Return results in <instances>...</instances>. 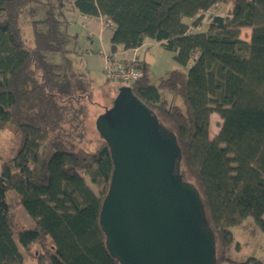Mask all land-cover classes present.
Masks as SVG:
<instances>
[{
  "label": "trees",
  "instance_id": "16d2710c",
  "mask_svg": "<svg viewBox=\"0 0 264 264\" xmlns=\"http://www.w3.org/2000/svg\"><path fill=\"white\" fill-rule=\"evenodd\" d=\"M219 3L230 4L229 13L213 16L207 30L191 31L183 21L193 19L196 26ZM35 4L47 10L33 21L28 44L19 18L33 16ZM67 10L109 18L111 52L150 39L175 53L182 69L155 86L143 66L128 86L175 135L179 171L198 190L213 232V264H264L254 256L241 262L227 256L232 227L246 218L264 233V0H0V129L11 123L21 132L16 153L0 166V264H23L22 248L46 238L52 243L48 264H120L99 222L113 171L109 146L100 136L95 150L87 151L72 136L69 115L92 102L90 83L70 70L69 60L64 72L47 59L55 52L66 58L59 25ZM39 23L46 26L42 32ZM242 28L251 30L249 41L240 37ZM106 83L113 82L106 77ZM214 112L222 123L210 138ZM45 143L54 149L48 159L40 154ZM9 189L33 224L15 222Z\"/></svg>",
  "mask_w": 264,
  "mask_h": 264
},
{
  "label": "water",
  "instance_id": "95a60500",
  "mask_svg": "<svg viewBox=\"0 0 264 264\" xmlns=\"http://www.w3.org/2000/svg\"><path fill=\"white\" fill-rule=\"evenodd\" d=\"M95 128L113 162L99 215L110 254L120 264H213V232L198 190L179 171L175 135L128 85Z\"/></svg>",
  "mask_w": 264,
  "mask_h": 264
},
{
  "label": "rangeland",
  "instance_id": "374dc122",
  "mask_svg": "<svg viewBox=\"0 0 264 264\" xmlns=\"http://www.w3.org/2000/svg\"><path fill=\"white\" fill-rule=\"evenodd\" d=\"M33 16L22 13L19 18L20 27L23 31L24 38L28 44L33 43L34 37V20H42L45 17L46 6L44 4H35ZM230 4L219 3L201 14L200 22L194 26L193 19L184 18L183 21L189 24L191 31H205L208 29L213 16H225L229 13ZM87 18V17H86ZM96 22L97 19H93ZM89 22V21H88ZM80 13L76 10H67L64 21L59 25L62 32L63 48L66 50V58L61 53H49L47 59L53 63L63 66L66 70V59L69 60L70 70L81 76L86 82L90 83L92 92V102H84L86 110L83 107H74L78 113L70 114L71 129H73V138L77 146L87 151H94L101 141V137L95 128V120L98 115L102 114L113 104L114 97L118 89L116 83H106L104 72L105 59L99 42V28L104 39V49L110 47V30L103 27V21L100 18V24L89 27ZM46 26L43 23L37 25L39 32L44 31ZM93 31V36L89 32ZM251 30L242 28L240 37L246 41L250 39ZM92 38V42L90 41ZM149 42V41H148ZM142 50L145 52L146 72L149 83L157 86L160 81L166 78L171 70L182 69L183 67L174 59L175 53L165 49L159 43L150 40ZM103 49H101L102 51ZM122 55V54H120ZM162 97L171 98L169 91L161 90ZM178 100V98H177ZM179 101V100H178ZM222 120L217 113L210 116L209 137L213 138L219 130ZM21 143V132L11 123L6 124L0 129V166L2 162L9 160L17 151ZM54 149L50 143H45L40 147V154L43 158L48 159ZM87 185L98 193V187L93 183L85 171H80ZM7 199L11 204L15 222L18 225L28 226L34 223V219L25 211L20 203V196L16 191L9 189ZM234 237L233 244L227 251V256L231 260L238 262L244 261L247 257L254 256L264 261V233L256 226L251 217L246 218L242 224L232 227ZM16 239V236H15ZM24 254L23 264H48L46 257L52 251V243L49 238L43 242L33 243L28 249L22 248Z\"/></svg>",
  "mask_w": 264,
  "mask_h": 264
},
{
  "label": "built area",
  "instance_id": "2783aa9c",
  "mask_svg": "<svg viewBox=\"0 0 264 264\" xmlns=\"http://www.w3.org/2000/svg\"><path fill=\"white\" fill-rule=\"evenodd\" d=\"M101 18L103 27L109 30L113 29V22L109 18ZM130 57L120 55L121 53L100 51L105 59L104 72L106 77L113 83L129 85L142 76L143 62L138 56V48L132 49Z\"/></svg>",
  "mask_w": 264,
  "mask_h": 264
},
{
  "label": "crops",
  "instance_id": "0c3cea01",
  "mask_svg": "<svg viewBox=\"0 0 264 264\" xmlns=\"http://www.w3.org/2000/svg\"><path fill=\"white\" fill-rule=\"evenodd\" d=\"M80 16L84 19V20H86V24L89 26V27H93L94 25H96L97 23L98 24H100V17H92V16H86V15H83V14H80ZM87 17V18H86ZM93 19H97L98 21L96 22L95 20H93ZM89 21V22H88ZM99 32V42H100V45H101V49H103V51H105V52H110L111 51V49H109V50H106V49H104V39H103V35L102 34H100L101 33V27L99 28V30H98ZM110 36H109V41H110V38H111V35H112V30H110ZM89 35L90 36H93V31H90L89 32ZM91 40V42H92V38H90ZM149 41V42H148ZM151 42H150V39H145L144 40V42H143V45H141L140 47H138V50H137V53H138V56H139V58L141 59V61L144 63V66H145V68H147L146 67V61L144 60L145 58V52H143V48L146 46V45H149ZM109 47H111V44L109 45ZM101 49H98L99 51H101ZM116 51L117 52H119V53H121V54H123V55H126V56H128V57H130L131 55H132V53H133V50H125L122 46H117V48H116Z\"/></svg>",
  "mask_w": 264,
  "mask_h": 264
}]
</instances>
